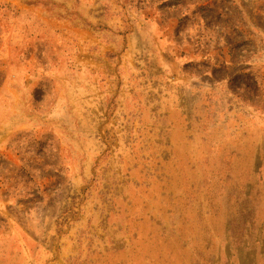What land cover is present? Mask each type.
<instances>
[{
	"label": "rangeland",
	"instance_id": "1",
	"mask_svg": "<svg viewBox=\"0 0 264 264\" xmlns=\"http://www.w3.org/2000/svg\"><path fill=\"white\" fill-rule=\"evenodd\" d=\"M0 264H264V0H0Z\"/></svg>",
	"mask_w": 264,
	"mask_h": 264
}]
</instances>
